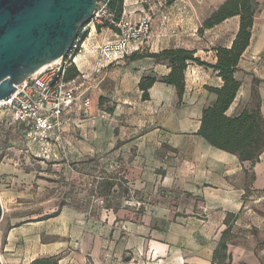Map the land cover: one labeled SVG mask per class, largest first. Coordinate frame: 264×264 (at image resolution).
<instances>
[{
  "label": "crops",
  "instance_id": "0c3cea01",
  "mask_svg": "<svg viewBox=\"0 0 264 264\" xmlns=\"http://www.w3.org/2000/svg\"><path fill=\"white\" fill-rule=\"evenodd\" d=\"M156 2L123 0L120 21L135 24L155 14L161 26L153 41L133 44L134 52L144 45L151 53L182 48L215 64L216 47L204 48L201 56L187 45H201L200 39L185 44L172 30L175 3ZM258 15L237 66L240 89L227 115L258 104L264 121V16ZM87 30L74 64L87 109L79 101L64 112L58 136L50 134L45 144L15 153V171L23 159L52 185L62 178L63 203L56 207L52 198V208L30 216L25 228H8L5 259L15 264L49 257H58V264H216L213 255L228 219L225 264H264V151L251 166L197 134L203 109L215 100L205 87L222 85L216 73L189 65L179 99L162 81L169 68L153 59L130 61L128 55L97 71L100 46L115 41L118 31L97 32L93 25ZM231 41L218 46L229 47ZM148 76L156 82L143 100L139 82ZM22 138L23 128L17 127L18 149Z\"/></svg>",
  "mask_w": 264,
  "mask_h": 264
},
{
  "label": "trees",
  "instance_id": "16d2710c",
  "mask_svg": "<svg viewBox=\"0 0 264 264\" xmlns=\"http://www.w3.org/2000/svg\"><path fill=\"white\" fill-rule=\"evenodd\" d=\"M175 2L176 0H165V5L170 6ZM107 9L112 15V23L96 25L97 32L102 28L116 30L114 23L121 20L123 0H107ZM256 11L257 4L254 0H226L204 20L197 31L199 34L213 30L229 19H238L237 31L230 46H217L214 49L216 62L213 65L201 61L194 51L182 48L166 49L157 53L133 52L128 57L130 61L150 58L166 65L170 71L162 81L176 89L179 99L184 93L185 72L189 65L205 67L216 73L222 85L219 88L205 87L209 94L215 96V100L203 109L197 134L211 147L235 155L239 161L249 162L251 166L259 161L264 151V121L259 106L255 104L251 108H245L236 116H228L227 111L240 89V82L236 80L235 73L240 59L250 45ZM86 36L87 32L81 33L80 29L77 38L84 40ZM78 76L79 72L72 64L66 71L65 80L71 81ZM155 82V77L140 79L139 89L143 100L148 99V90ZM226 224L227 229L223 232L213 255V262L216 264H225L227 258V241L231 232L228 219ZM30 264H58V258H41Z\"/></svg>",
  "mask_w": 264,
  "mask_h": 264
},
{
  "label": "built area",
  "instance_id": "2783aa9c",
  "mask_svg": "<svg viewBox=\"0 0 264 264\" xmlns=\"http://www.w3.org/2000/svg\"><path fill=\"white\" fill-rule=\"evenodd\" d=\"M111 20L107 0H102L90 23L81 28V33L88 31V25H103L106 22L112 23ZM114 27L118 31L117 38L100 46L95 64L97 71L132 54V45L143 43L151 32V23L147 18L135 24L119 21L114 23ZM84 40L77 38L76 43L80 44L74 45L70 55L57 63L46 65L40 73L33 74L15 86L13 94L0 100V113L4 118L5 128L12 133L17 127L23 128L21 152H28L37 144H45L50 134L58 136L64 125V112L79 101L87 109L89 99L78 93L75 80H65L67 69L75 64L76 56L83 52Z\"/></svg>",
  "mask_w": 264,
  "mask_h": 264
},
{
  "label": "rangeland",
  "instance_id": "374dc122",
  "mask_svg": "<svg viewBox=\"0 0 264 264\" xmlns=\"http://www.w3.org/2000/svg\"><path fill=\"white\" fill-rule=\"evenodd\" d=\"M102 0H99L101 2ZM157 4L156 0H151ZM165 5V0H158ZM224 1L226 0H176L177 7L174 14L176 20L172 30L180 33V40L185 44L192 42L193 39H200L201 45H192L188 43V47H195L201 55L204 56L206 50L204 48L217 47L218 45H228L234 38L238 19L228 20L221 25L215 27L210 32L199 34L197 31L201 28L202 23L206 20ZM257 4L258 16H264V0H254ZM166 6V5H165ZM156 15L149 14L147 19L151 23V32L145 43L153 41L158 37L160 23L154 21ZM182 20V21H181ZM83 27V26H82ZM81 27V28H82ZM80 44V42L73 44ZM71 48V50H72ZM150 52L144 45L142 50L137 53L144 54ZM76 53V51L74 52ZM68 53L67 55H70ZM212 54H209L210 57ZM15 153H23L15 143V132H11L4 126V118L0 113V167L4 159L10 156L11 160L6 166L4 172H0V201L2 205V215L0 219V260L2 264H15L8 262L2 250L4 235L8 228L12 225L15 227L27 225V219L36 213H43L52 208V198L56 207H60L63 203L61 183L62 178H58L57 185H52L50 178L41 176L40 171L29 166L27 162L21 159L18 172L15 171ZM17 167V165H16ZM32 172V173H31ZM36 172V173H35ZM43 175V174H42ZM58 258V257H56Z\"/></svg>",
  "mask_w": 264,
  "mask_h": 264
},
{
  "label": "water",
  "instance_id": "95a60500",
  "mask_svg": "<svg viewBox=\"0 0 264 264\" xmlns=\"http://www.w3.org/2000/svg\"><path fill=\"white\" fill-rule=\"evenodd\" d=\"M98 1L0 0V100L67 56L81 27L92 20ZM1 215L0 201V219Z\"/></svg>",
  "mask_w": 264,
  "mask_h": 264
},
{
  "label": "bare ground",
  "instance_id": "6f19581e",
  "mask_svg": "<svg viewBox=\"0 0 264 264\" xmlns=\"http://www.w3.org/2000/svg\"><path fill=\"white\" fill-rule=\"evenodd\" d=\"M58 61L54 62V63H57Z\"/></svg>",
  "mask_w": 264,
  "mask_h": 264
}]
</instances>
